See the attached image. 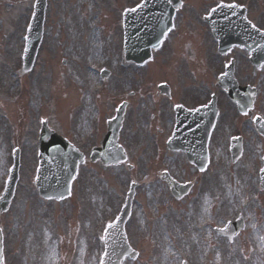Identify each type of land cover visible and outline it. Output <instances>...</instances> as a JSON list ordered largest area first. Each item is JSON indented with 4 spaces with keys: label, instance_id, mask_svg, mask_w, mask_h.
I'll return each instance as SVG.
<instances>
[{
    "label": "rangeland",
    "instance_id": "obj_1",
    "mask_svg": "<svg viewBox=\"0 0 264 264\" xmlns=\"http://www.w3.org/2000/svg\"><path fill=\"white\" fill-rule=\"evenodd\" d=\"M136 1L47 0L36 63L21 75L18 48L33 0H0V192L13 148L22 157L14 198L0 213L4 264H95L94 259L100 258L94 247L100 227L102 232L114 219L131 181L139 185L125 230L138 254L123 264H264V195L259 193L256 172L264 142L239 120L235 133L243 134L245 142L240 158L232 163L226 149L232 108L218 95L221 114L205 171L198 172L181 153L169 152L163 145L169 118L161 111L165 100L157 85L167 82L172 101L189 105L214 89L209 73L216 66L214 42L199 16L215 0H184L177 28L153 62L124 71L119 67L116 25L120 11ZM248 10L255 25L264 28V0H251ZM170 47L175 49L173 56ZM102 67L109 71L104 83ZM240 70V82L254 78ZM262 72L253 83H261L256 106L264 111ZM129 87L136 94L129 101L120 138L132 167L103 166L85 159L68 197L40 198L34 177L41 122L46 120L74 142L82 140L90 125L94 129L101 125L89 144L79 142L100 143L104 122ZM20 90L19 98H11ZM146 119L154 130L146 128ZM152 140L160 150L153 149ZM162 171L180 183L191 182V192L175 200L159 178ZM145 174L149 178L144 180ZM238 217L244 226L231 242L214 232L213 228Z\"/></svg>",
    "mask_w": 264,
    "mask_h": 264
},
{
    "label": "flooded vegetation",
    "instance_id": "obj_2",
    "mask_svg": "<svg viewBox=\"0 0 264 264\" xmlns=\"http://www.w3.org/2000/svg\"><path fill=\"white\" fill-rule=\"evenodd\" d=\"M121 25H122V23H121V19H120V21H119V28L121 29ZM204 26L206 27V25L204 24ZM195 33V32H194ZM192 34H193V32H192ZM170 49L172 50L173 48L172 47H170ZM175 50V49H174ZM232 53H235L234 55H233V61H234V65H235V59L237 60V62H239V60L242 62V65H243V61H244V52L243 51H241V50H233L232 51ZM232 53H229V54H227L224 58H222L221 60H222V62H226L227 60H229L230 59V57H231V55H232ZM243 70H245L246 69V66L244 65V67L242 68ZM186 100H188V99H191V98H185ZM164 100H165V102H164V107H163V109H161V111H167V110H170V112L172 113V115H174V109H175V107L177 106V104H181V105H186V106H189V108H192V106H191V103H190V105L189 104H184V103H174L173 101H172V98H164ZM123 101H126L127 102V100H125V99H122V101H120V104L123 102ZM129 102H127V105L125 106V114H126V111H127V109H128V107H129ZM153 115V114H152ZM124 118H125V115H124ZM152 118H154V115L153 116H151V119Z\"/></svg>",
    "mask_w": 264,
    "mask_h": 264
},
{
    "label": "snow or ice",
    "instance_id": "obj_3",
    "mask_svg": "<svg viewBox=\"0 0 264 264\" xmlns=\"http://www.w3.org/2000/svg\"><path fill=\"white\" fill-rule=\"evenodd\" d=\"M169 3H171V0H169ZM138 7H140L139 5H138ZM217 7H227V8H235V7H238V5H235V4H220V5H218ZM216 9H213V11H215ZM128 11H136V9H129ZM253 27H255V25H253ZM202 171H203V169H201ZM109 227L111 228V227H113V225H109Z\"/></svg>",
    "mask_w": 264,
    "mask_h": 264
},
{
    "label": "water",
    "instance_id": "obj_4",
    "mask_svg": "<svg viewBox=\"0 0 264 264\" xmlns=\"http://www.w3.org/2000/svg\"><path fill=\"white\" fill-rule=\"evenodd\" d=\"M158 0H145V2L144 3H146L145 5H149V7H153L155 4H157L156 2H157ZM150 13V12H149ZM254 54H256V52L254 51ZM43 134H44V132H43ZM50 135V134H49ZM42 147V146H41ZM46 148V145H43V149H45Z\"/></svg>",
    "mask_w": 264,
    "mask_h": 264
}]
</instances>
